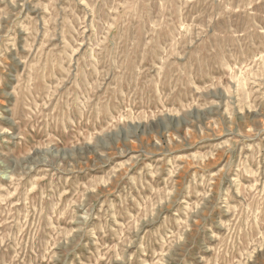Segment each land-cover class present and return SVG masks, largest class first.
<instances>
[{
	"label": "rangeland",
	"instance_id": "1",
	"mask_svg": "<svg viewBox=\"0 0 264 264\" xmlns=\"http://www.w3.org/2000/svg\"><path fill=\"white\" fill-rule=\"evenodd\" d=\"M0 264H264V0H0Z\"/></svg>",
	"mask_w": 264,
	"mask_h": 264
}]
</instances>
